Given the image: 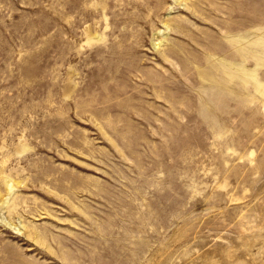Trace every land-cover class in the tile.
Returning a JSON list of instances; mask_svg holds the SVG:
<instances>
[{"label": "rangeland", "instance_id": "374dc122", "mask_svg": "<svg viewBox=\"0 0 264 264\" xmlns=\"http://www.w3.org/2000/svg\"><path fill=\"white\" fill-rule=\"evenodd\" d=\"M0 264H264V0H0Z\"/></svg>", "mask_w": 264, "mask_h": 264}, {"label": "bare ground", "instance_id": "6f19581e", "mask_svg": "<svg viewBox=\"0 0 264 264\" xmlns=\"http://www.w3.org/2000/svg\"><path fill=\"white\" fill-rule=\"evenodd\" d=\"M6 184H7V187H8V189H9V191L10 192H12L13 190H14V188H15V184L13 183V182H11V181H9V180H6ZM11 195V194H10ZM4 221V220H3ZM7 223H9V222H7ZM10 224V223H9ZM12 226V228H13V225H11ZM17 228H19V227H17ZM16 229V228H15Z\"/></svg>", "mask_w": 264, "mask_h": 264}]
</instances>
